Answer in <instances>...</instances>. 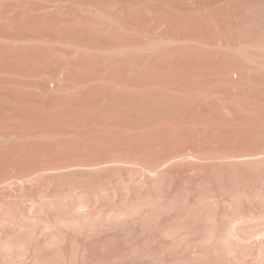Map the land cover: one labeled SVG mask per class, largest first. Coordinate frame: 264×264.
I'll return each instance as SVG.
<instances>
[{"label": "rangeland", "instance_id": "rangeland-1", "mask_svg": "<svg viewBox=\"0 0 264 264\" xmlns=\"http://www.w3.org/2000/svg\"><path fill=\"white\" fill-rule=\"evenodd\" d=\"M263 112L264 0H0V264H245L215 156Z\"/></svg>", "mask_w": 264, "mask_h": 264}, {"label": "bare ground", "instance_id": "bare-ground-1", "mask_svg": "<svg viewBox=\"0 0 264 264\" xmlns=\"http://www.w3.org/2000/svg\"><path fill=\"white\" fill-rule=\"evenodd\" d=\"M254 83H251V84H254ZM257 84H259V83H257ZM261 84H262V82H261ZM252 86H255V85H252ZM231 97H233V96H231ZM242 97H244V96L242 95ZM222 100H224L223 97H222ZM257 104L258 103H256V105ZM256 105H255V107H256ZM217 107H219V106H217ZM224 108L226 109V107H224ZM233 109H234V107H233ZM243 109L245 110V108H243ZM255 110H257V112H259L258 109H255ZM228 111L230 112L229 109H228ZM217 112H216V114H217ZM250 112H252V111H250ZM260 113H261V111H260ZM219 114H220V112L218 113V115ZM225 115H226V113H225ZM234 116L235 115H233V117ZM257 116H258V113H257ZM219 117H220V115H219ZM224 121H225V118H224ZM233 122H234V119H233ZM259 122H257V124ZM261 122H263V121H261ZM230 123H231V121H230ZM231 124H229V125L231 126ZM259 124H260V126H259ZM259 124H258V127H257V125H255L257 128L255 126H253L254 127L253 129L254 130H255V128L259 129V127L262 128L264 126V123H262L263 125L261 123H259ZM226 125H228V124H226ZM261 125H262V127H261ZM230 126L228 128H230ZM263 129L261 131L262 134L259 131L260 135H263V133H264ZM254 130H252V131H254ZM235 132H236V130H235ZM255 132L257 133L258 130L254 131V133ZM224 134H226V132ZM251 134H250L251 137L249 136L250 138H248V139H250L249 142L248 141H247L248 143L245 142L244 143L245 145L241 146L238 149H232V150H227V151H223V150L220 151L219 150V152L215 156L216 185H215V190H214V198H215V202H216L219 210L217 211L214 228L212 229L211 232H212V236H213V238L217 244H223V245L226 244L228 252L234 261H237L238 258L240 257V255H243L245 260H246L245 264H264V195H262L260 192H258L255 200L253 202L247 204L243 208L239 207V201H238V197H239L238 194L240 192H242V190H244V188H245V186L240 181V175H241L240 167H242L244 169L247 180L252 182L254 186H256L260 180H262V182L264 183V179H263V176H264V136L255 138V135L253 137V135H251ZM259 134H256V136L257 135L260 136ZM252 137H253V139H252ZM224 163H227V165H228L227 169L224 168ZM224 191H227V193L229 194L228 204L232 208L231 211L226 216H224L223 211L220 209V205L223 202V192ZM82 202H84V200H82Z\"/></svg>", "mask_w": 264, "mask_h": 264}]
</instances>
